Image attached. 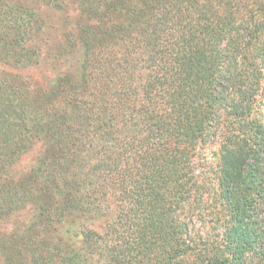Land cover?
<instances>
[{"label": "trees", "instance_id": "1", "mask_svg": "<svg viewBox=\"0 0 264 264\" xmlns=\"http://www.w3.org/2000/svg\"><path fill=\"white\" fill-rule=\"evenodd\" d=\"M21 1L0 0L2 64L33 62ZM74 1V83L0 70V222L27 218L1 264H264V0Z\"/></svg>", "mask_w": 264, "mask_h": 264}, {"label": "rangeland", "instance_id": "2", "mask_svg": "<svg viewBox=\"0 0 264 264\" xmlns=\"http://www.w3.org/2000/svg\"><path fill=\"white\" fill-rule=\"evenodd\" d=\"M21 2L36 10L42 19L41 32L33 39V44L35 43L33 46L36 49L33 62L27 66L16 65L14 62L0 63V70L25 79L28 82L26 87L36 90V93L47 94L52 82L60 75L66 74L70 79H74L78 71L77 63L81 48L76 34L83 24L88 23V20L82 18L83 12L74 0H60V5L57 6L51 0H22ZM36 115L41 116L39 113L34 114ZM215 146L217 145L205 146L207 150L204 155L209 162H213L214 158L210 152ZM42 147L40 141L34 142L33 148L14 168L16 176L24 174L25 170L29 169ZM208 195L211 197V194ZM17 217L16 220L0 222V232L8 230L15 221L24 220L25 212L18 213ZM59 223L63 224L66 221Z\"/></svg>", "mask_w": 264, "mask_h": 264}]
</instances>
